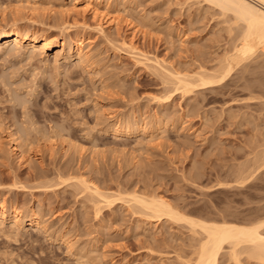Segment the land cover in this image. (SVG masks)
<instances>
[{
	"label": "rangeland",
	"instance_id": "1",
	"mask_svg": "<svg viewBox=\"0 0 264 264\" xmlns=\"http://www.w3.org/2000/svg\"><path fill=\"white\" fill-rule=\"evenodd\" d=\"M222 11L206 0H0V32L58 44L0 42V208L21 213L19 226L0 220V264L194 262L202 231L152 219L135 194L203 220H264V49L225 73L245 25ZM162 68L219 80L182 93ZM80 179L115 193L112 204ZM246 246L237 261L224 245L218 264H264Z\"/></svg>",
	"mask_w": 264,
	"mask_h": 264
},
{
	"label": "bare ground",
	"instance_id": "2",
	"mask_svg": "<svg viewBox=\"0 0 264 264\" xmlns=\"http://www.w3.org/2000/svg\"><path fill=\"white\" fill-rule=\"evenodd\" d=\"M206 1L210 2V4L212 3L219 6L223 10L222 11L223 13L225 11H227V13L228 11L232 12L235 18L238 21L240 20V22L243 21L245 25L244 33L242 32L243 35L242 39L240 37L241 39L240 45H238L235 48L234 53L232 55L227 57V60L225 59L226 63L223 66V71L225 73L229 72L234 66H236L241 61L245 59L247 60L248 57L254 54L258 49L260 50L261 48L264 49V0H206ZM28 5L29 4L24 5L19 10L30 15L38 10L36 6L34 7V5L33 6L32 5L28 6ZM91 10L95 16H98V11L95 7H91ZM113 20L115 21L117 19L115 18ZM106 23H108V20L105 21V24ZM97 30L99 33H104L105 31L104 25L100 24L97 27ZM9 41H14L16 46L18 47L28 45L33 48H36L39 46L40 50L43 52L46 49L58 46V44H52L51 41H49L48 39L40 40L39 36L35 33L34 34L25 33L22 29H20L19 26L9 31L0 32V42H9ZM78 43L82 44L81 41H79ZM77 50H78L77 54H79L81 60L87 58V55L83 52V49L80 46H78ZM135 56H139V54ZM142 56L145 59L144 61L149 63V65L147 66L156 67L158 69L159 67H163V63H161V60H159L158 58L152 59L149 58V56L147 55L145 56L142 55ZM144 61L142 60L141 62ZM163 69L164 68H162V70ZM164 70H166V72H171L169 74L166 73L165 71H162L165 72L164 75L169 74L168 76L172 78L171 79L172 82L174 81L173 83L175 84L174 86L176 90H180L182 93L193 91V89L198 87L200 89L212 87V85L219 80V79L216 80V76H214V74L212 75L209 74L208 72L207 73L200 72L194 76L190 74H183V73L181 74L176 70L174 71L173 69H172L173 71L167 69ZM167 97H169V95H167L166 98ZM13 149L15 150V154L17 156H19L20 154L21 158L22 157L25 158L26 154L23 153V151H19V147L16 144L14 145ZM81 179L80 182L83 185L82 188L92 193L93 196H95L98 199L99 203L103 202L109 205L112 204V202L114 201L113 198H115L114 197L115 193L112 194L111 192L110 193L102 192L92 182L90 183L87 182L86 180H81ZM130 200L133 201L136 205H138L139 209L149 214V216H151L152 219L160 220L162 217H166V216L169 218L172 217L182 220V222L184 221L188 223V225L192 227L194 230L199 229L200 231H202V234H204V240L201 241V244L198 247L199 250H197L198 254L195 261L193 260L194 262L191 263L189 261L190 264H218V257L221 251L224 249V245L226 244L231 246V251H233L232 256L236 260L238 259L237 256L239 255V254L236 255L237 253L236 248L237 249L241 248L240 245L243 244H247L248 246L250 245V248L247 246L246 247L250 249L251 253L254 256H257L258 258L260 257V259L264 258V232L261 231L264 228V220L256 221L252 224H247V223L241 224V223L222 221V220L208 221L182 214L181 212L174 209L173 206H171L163 198H159V199L146 198V196L143 197L135 194L131 197ZM20 216L21 213L19 211L13 210L11 213H9L7 209L3 205H1L0 220L2 223H4L8 218H11L13 220V224L19 226L21 222ZM29 224L32 226L34 225L39 226L40 222L38 216L34 215L33 217H31L29 220Z\"/></svg>",
	"mask_w": 264,
	"mask_h": 264
}]
</instances>
